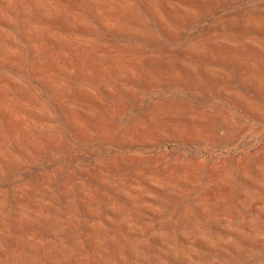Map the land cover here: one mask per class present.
I'll return each instance as SVG.
<instances>
[{"label":"rangeland","instance_id":"374dc122","mask_svg":"<svg viewBox=\"0 0 264 264\" xmlns=\"http://www.w3.org/2000/svg\"><path fill=\"white\" fill-rule=\"evenodd\" d=\"M0 34V264H264V0H0Z\"/></svg>","mask_w":264,"mask_h":264},{"label":"bare ground","instance_id":"6f19581e","mask_svg":"<svg viewBox=\"0 0 264 264\" xmlns=\"http://www.w3.org/2000/svg\"><path fill=\"white\" fill-rule=\"evenodd\" d=\"M22 6V5H21ZM22 9V8H21ZM103 9V8H102ZM104 10V9H103ZM0 37H1V34H0ZM2 38H3V36H2ZM5 43V42H4ZM31 43V42H30ZM1 47H3L2 46V41H1V39H0V49H1ZM59 71V70H58ZM3 82H0V96H2L3 95V91H4V88H3Z\"/></svg>","mask_w":264,"mask_h":264}]
</instances>
